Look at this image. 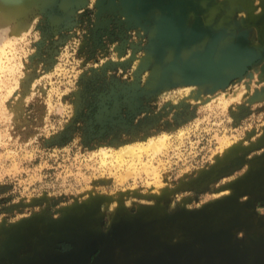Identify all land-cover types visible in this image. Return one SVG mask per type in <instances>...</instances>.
I'll use <instances>...</instances> for the list:
<instances>
[{
    "label": "rangeland",
    "instance_id": "374dc122",
    "mask_svg": "<svg viewBox=\"0 0 264 264\" xmlns=\"http://www.w3.org/2000/svg\"><path fill=\"white\" fill-rule=\"evenodd\" d=\"M0 264H264V0H0Z\"/></svg>",
    "mask_w": 264,
    "mask_h": 264
}]
</instances>
